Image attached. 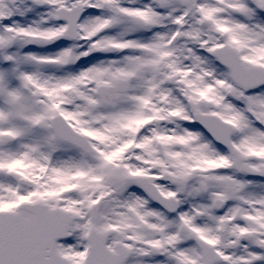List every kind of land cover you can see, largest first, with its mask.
<instances>
[{
    "label": "snow or ice",
    "instance_id": "6c2138e0",
    "mask_svg": "<svg viewBox=\"0 0 264 264\" xmlns=\"http://www.w3.org/2000/svg\"><path fill=\"white\" fill-rule=\"evenodd\" d=\"M0 264H264V0H0Z\"/></svg>",
    "mask_w": 264,
    "mask_h": 264
}]
</instances>
